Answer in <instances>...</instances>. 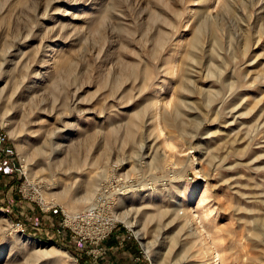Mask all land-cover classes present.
<instances>
[{
	"label": "rangeland",
	"instance_id": "rangeland-1",
	"mask_svg": "<svg viewBox=\"0 0 264 264\" xmlns=\"http://www.w3.org/2000/svg\"><path fill=\"white\" fill-rule=\"evenodd\" d=\"M225 1L0 0V264H264V0ZM105 182L137 226L83 239L56 195Z\"/></svg>",
	"mask_w": 264,
	"mask_h": 264
},
{
	"label": "bare ground",
	"instance_id": "bare-ground-1",
	"mask_svg": "<svg viewBox=\"0 0 264 264\" xmlns=\"http://www.w3.org/2000/svg\"><path fill=\"white\" fill-rule=\"evenodd\" d=\"M211 0H202V2L204 3V9L203 11L201 12V15L200 17H202V19H207V20H210V21H214V15H212V13H210V11L208 10L209 8V2ZM226 3V1L224 2V0H217V4H218V7L220 6V8L222 6H224V4ZM257 8V7H256ZM256 16V15H255ZM198 28V27H197ZM195 30V37L192 39V42L190 43L191 44V47L193 48V46H196V42H197V37H198V30ZM25 70V69H24ZM181 83V82H180ZM6 102V101H5ZM165 107V105H163ZM132 122V121H131ZM137 124V123H136ZM137 127V125H136ZM139 127V126H138ZM130 128V127H129ZM167 152V151H165ZM97 160V163H98V159H95L94 161ZM93 161V162H94ZM92 162V163H93ZM141 163V162H140ZM96 164V163H95ZM104 165V164H103ZM121 164H118L117 167H120ZM105 166H103V169H104ZM106 168V167H105ZM116 171V170H115ZM105 176H106V173H104ZM125 174V172H124ZM120 177V176H119ZM124 177V176H123ZM125 178H120L116 181H119V182H124L125 181ZM108 186V184L105 182L104 184H102L98 189L96 187H88L85 191L84 194H82L81 196H78V197H74L75 195H70L69 194V191L68 189H64L60 194H55L56 195V198H67V199H70L72 200V202L74 201L75 203H81V202H89L92 203L88 206V207H96V206H100V207H104V202L107 201L108 197L111 196V195H122L124 194L127 190L125 189V186L124 184L121 185L120 188L117 189V191H114V192H109V194H105L107 192V190L105 189L106 187ZM128 186V185H127ZM105 189V190H104ZM77 194V193H76ZM96 196V197H95ZM95 197V198H94ZM187 202V201H186ZM106 208V207H105ZM106 210V209H105ZM185 212V210H184ZM132 212H130V209H125V210H122V212H120L117 216H114L113 218L110 217L109 220L110 221H113L115 219H121L123 222H125L130 228H135V226H137L136 224V221L135 219L132 217ZM186 214V213H184ZM187 215V214H186ZM192 217V216H191ZM190 219V218H189ZM192 219V218H191ZM194 230H196L194 228ZM135 233H136V236L142 240V245L145 249V252L147 253V249H148V242L147 241H144V237H143V234L140 232V229H137L135 230ZM207 236L210 238L211 243L213 242V237L211 235V230H207L206 232ZM218 234V233H217ZM195 235H198V239L200 241V246H201V250H202V253L205 255V256H211L212 255V250H211V247L209 245V243L206 241V238L204 237V235L202 234V232L200 230H196L195 231ZM215 235V233H214ZM197 241V240H196ZM215 241V240H214ZM221 242V241H220ZM213 244V243H212ZM215 245V244H214ZM51 249H54L52 246L48 249V251H50ZM215 250V253H214V257H216L217 255H219V251L214 249ZM201 253V252H200ZM214 259V258H213ZM218 259V258H217ZM214 261V260H213ZM216 264V261H214ZM154 264H161L160 262L158 261H154ZM219 264V263H217Z\"/></svg>",
	"mask_w": 264,
	"mask_h": 264
},
{
	"label": "built area",
	"instance_id": "built-area-1",
	"mask_svg": "<svg viewBox=\"0 0 264 264\" xmlns=\"http://www.w3.org/2000/svg\"><path fill=\"white\" fill-rule=\"evenodd\" d=\"M72 222H74L79 237L94 241L104 237L113 226L109 216L103 212V207L100 206L83 209ZM12 224L15 230L22 232L21 224L18 221Z\"/></svg>",
	"mask_w": 264,
	"mask_h": 264
},
{
	"label": "crops",
	"instance_id": "crops-1",
	"mask_svg": "<svg viewBox=\"0 0 264 264\" xmlns=\"http://www.w3.org/2000/svg\"><path fill=\"white\" fill-rule=\"evenodd\" d=\"M121 251L125 252L126 256H129L125 260H118L114 259L112 261L104 260L103 264H137L135 261H131L130 254L132 253L133 247H129L127 244H125V247L123 248L119 247ZM102 264V262L100 263Z\"/></svg>",
	"mask_w": 264,
	"mask_h": 264
}]
</instances>
